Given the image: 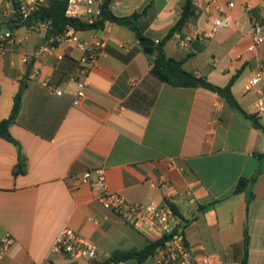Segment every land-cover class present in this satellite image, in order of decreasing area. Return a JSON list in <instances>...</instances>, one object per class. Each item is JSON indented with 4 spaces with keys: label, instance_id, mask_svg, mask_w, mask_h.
I'll return each mask as SVG.
<instances>
[{
    "label": "crops",
    "instance_id": "crops-1",
    "mask_svg": "<svg viewBox=\"0 0 264 264\" xmlns=\"http://www.w3.org/2000/svg\"><path fill=\"white\" fill-rule=\"evenodd\" d=\"M184 1L112 0L110 9L119 18L138 13L139 30L161 41L180 19ZM210 1L194 0L198 17L181 34L211 36L189 52L173 36L163 50L216 86L236 76L232 92L242 110L255 115L257 96L245 86L264 65V42L254 45L243 0H216L232 25L212 32L219 14L207 8ZM3 2L1 21L12 17L11 0ZM253 5L264 21V0ZM15 33L22 37L26 29ZM44 37L33 30L0 53V121L10 116L31 67L21 109L9 127L18 144L0 137V236L14 240L0 264H155L150 257L138 259L152 242L148 229L104 209L91 186L72 188L71 176L97 168L105 169L109 191L128 202H171L196 255H216V264H242L247 230V264H264V133L217 93L174 87L152 76L151 60L127 25L106 22L101 30L79 31L81 40L106 41L87 74L76 44L38 51L53 40ZM82 80L89 84L76 106V83ZM20 164L25 172L15 174ZM255 175L246 191L234 193L240 178ZM63 227L91 241L97 257L71 260L52 252ZM126 253L135 255L113 260Z\"/></svg>",
    "mask_w": 264,
    "mask_h": 264
},
{
    "label": "built area",
    "instance_id": "built-area-1",
    "mask_svg": "<svg viewBox=\"0 0 264 264\" xmlns=\"http://www.w3.org/2000/svg\"><path fill=\"white\" fill-rule=\"evenodd\" d=\"M3 1L0 0V4ZM46 1L48 0H11V13L15 28L13 30L0 29V53L6 50L9 43L25 41L33 30L46 33L49 28L48 23L35 22L31 26L23 25L31 14ZM57 1L66 2L65 15L68 18L79 19L87 24H94L102 14L101 5L103 0ZM227 6L232 9L235 4L230 2ZM207 8H215L219 14V16L213 18L212 32L229 28L232 25L230 14L228 12L223 13L217 6L216 0L208 2ZM242 9L250 17L251 36L254 45L262 44L264 42V26L261 24L259 16L255 14L253 0H243ZM21 27L26 29V34L18 37L15 31ZM210 36L211 33H202L197 36L174 34L178 46L187 52L193 49V44L196 41H204ZM63 42L76 44L83 53L81 64L84 74H87L89 69L96 64L106 46V41L102 38L81 40L79 30L68 26L61 35L54 37L50 44H43L38 51H52L59 43ZM155 43L158 44L159 40H155ZM23 61L28 63L29 58L25 56ZM88 84L87 80L76 83L77 90L73 101L74 105L77 106L86 97L85 90ZM245 89L256 94L255 115L263 121L264 126V65H259L255 73L249 78ZM56 94L61 95L62 92L57 91ZM70 183L74 189L84 185L91 186L95 191L96 199L99 200L104 209L112 211L139 230L148 229L152 235V242H159L150 255L155 264H216L218 262L216 255H196L193 253L182 234L183 223L172 207L171 202L150 201L141 204L128 202L121 195L109 191L104 168H97L85 171L80 175L71 176ZM13 242L14 240L10 235L0 236V260L11 248ZM51 251L64 254L71 260L95 259L97 257L96 246L68 227H63L59 231Z\"/></svg>",
    "mask_w": 264,
    "mask_h": 264
},
{
    "label": "trees",
    "instance_id": "trees-1",
    "mask_svg": "<svg viewBox=\"0 0 264 264\" xmlns=\"http://www.w3.org/2000/svg\"><path fill=\"white\" fill-rule=\"evenodd\" d=\"M112 0H103L101 8L102 14L101 16L95 21L94 24H87L79 19H71L65 15L66 9V2L65 1H57V0H48L43 5H41L37 10H35L30 18L26 20L23 25L24 26H31V24L35 22H44L49 24V28L45 33L44 42H47L54 37L61 35L68 26H72L79 31H87V30H101L104 28L106 22H113L120 25H127L131 28V30L135 33L137 39L140 42V45L143 51L149 56L151 60V75L160 80L163 83H167L174 87H203L206 88L214 93H217L221 98H223L228 105L243 114L253 123V125L261 130L264 133V127L258 120L256 115H248L246 114L242 108L240 107L237 99L235 98L232 92V85L235 82L236 76H234L229 83L224 87H219L211 82H209L206 78L197 77L191 72L186 71L183 68V60H177L171 57H167L163 47L165 43L170 40L175 33H181L183 28L187 26V24L194 22L198 15H197V8L194 4V0H185L182 6V12L180 19L178 22L171 27L168 31L166 36L163 40L159 41L158 44L155 43L154 40L149 38L148 36L144 35L137 26V19L139 18L138 13H134L128 17H116L110 9ZM16 4L15 1H13ZM261 24L264 26V21L261 20ZM7 28L13 30L15 25L13 23V18H8L6 20H0V29ZM31 67L27 69V76L30 73ZM26 77L21 81V86L14 97L13 107L10 113V116L7 119L0 121V137L6 140H9L16 145L18 142L12 137L9 127L12 123L15 122L19 111L21 109V101H22V93L24 88L26 87ZM130 103V100L127 104ZM25 169L21 166L15 170V174L24 173ZM257 175L250 177V178H240L234 190L235 194L241 193L246 191L256 180ZM253 199V195L247 199L249 203ZM174 210L176 208L172 205ZM249 237L248 232L245 230V257L243 259L242 264H247V247H248ZM159 242H151L148 243L143 250L138 252V259L144 260L150 257L153 253V250L157 246ZM135 255V253H126V254H118L113 257L114 261H122L126 260L130 257Z\"/></svg>",
    "mask_w": 264,
    "mask_h": 264
},
{
    "label": "rangeland",
    "instance_id": "rangeland-1",
    "mask_svg": "<svg viewBox=\"0 0 264 264\" xmlns=\"http://www.w3.org/2000/svg\"><path fill=\"white\" fill-rule=\"evenodd\" d=\"M4 3H5V2H3V3L1 4L0 10H2L3 6H5ZM8 4H9V3H8ZM9 5H10V4H9ZM4 19H6V17H5Z\"/></svg>",
    "mask_w": 264,
    "mask_h": 264
}]
</instances>
